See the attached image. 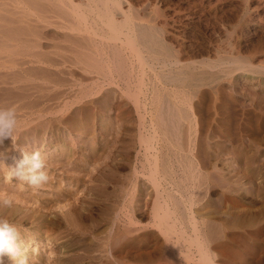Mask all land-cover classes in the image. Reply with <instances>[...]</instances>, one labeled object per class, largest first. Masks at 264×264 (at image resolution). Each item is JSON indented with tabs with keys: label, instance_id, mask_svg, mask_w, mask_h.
Listing matches in <instances>:
<instances>
[{
	"label": "rangeland",
	"instance_id": "rangeland-1",
	"mask_svg": "<svg viewBox=\"0 0 264 264\" xmlns=\"http://www.w3.org/2000/svg\"><path fill=\"white\" fill-rule=\"evenodd\" d=\"M20 3L0 0V107H14L19 120L14 139L0 142V202L10 201L7 207H20L22 214L35 213L37 220L33 224L42 222L43 227L38 229L31 225L32 219L9 220L18 228L27 264H195L194 259L190 262L181 256L188 243H184V249L181 246L179 251L170 253L172 250L160 232L162 227L154 223L155 194L146 177L151 173L150 163L155 155L164 160L168 167L166 178H172L168 181L178 185L182 194L183 200L177 196L176 200H180L177 210L184 230L193 233L191 210L198 222L196 227L205 229L210 248L223 257L225 264H264V0H132L144 32L156 38L158 46L170 47L180 61H193L198 67L213 65L217 59L226 62L219 66L221 79L196 85L189 96L183 94V89L162 91L147 80L148 83L132 85L127 93L115 85L79 82L77 78L85 72L70 63L74 48L72 38L69 39L73 36L69 23L61 18L38 21L34 16L27 17ZM49 33L55 36L50 37ZM128 48L125 52L133 55ZM159 52L162 58V51ZM79 68L83 69L82 64ZM150 71L145 68L149 75ZM133 87L138 91L141 87L139 96ZM164 102H168L174 119L178 114L181 119L178 136L169 140L162 127H157L158 110ZM135 105L143 115L135 113ZM144 147L150 148L147 152L153 158ZM34 150L46 156L49 175L48 182L39 188L16 180L8 168L21 158L22 151ZM16 155L17 160L10 162ZM135 167L144 176L133 174ZM5 173L9 174L13 188L4 187ZM179 179L184 181L180 183ZM160 183L166 188V179ZM70 203L85 219L78 222L62 208ZM203 211H207L204 226L200 220ZM43 221L57 225L45 227ZM65 226L73 235L68 249L63 246L67 239ZM29 242L32 245L27 250ZM193 245L187 246L196 258ZM0 260L2 264H13L6 255Z\"/></svg>",
	"mask_w": 264,
	"mask_h": 264
},
{
	"label": "bare ground",
	"instance_id": "bare-ground-1",
	"mask_svg": "<svg viewBox=\"0 0 264 264\" xmlns=\"http://www.w3.org/2000/svg\"><path fill=\"white\" fill-rule=\"evenodd\" d=\"M7 1V0H6ZM22 4V8H23V13L29 17V16H34V18L38 21H45L46 19H52L54 18L56 20V18H61L65 21H67L71 27L70 33L73 32V36L70 37L69 35V39H71L74 51H73V61L70 63H72V66L78 70H82L85 72V75H81L79 78H77V80L79 82H84V83H90V84H100V85H115V87L119 88L122 92H129L130 91V87L132 85H137L143 83V81H149L150 84H155L156 86H160L162 91H179L181 89L183 94H188L187 96L191 95V93L194 91L196 85H200L203 83H210L213 81H218L219 79H221L219 76V66L221 65V63L223 64L225 61L222 60H215L213 62V65H208L207 63L205 65L202 64V66L198 67V65H194L193 61H180L179 59L176 58V53H174L172 51V49L168 46H158V42L157 39L148 35L146 32H144L143 30V24L142 21L140 20L139 16L140 13L137 9H135V6L132 4V0H20ZM17 5V3H16ZM15 5V6H16ZM7 6V5H6ZM10 6V5H9ZM12 6V4H11ZM14 6V4H13ZM5 19V18H4ZM7 19V18H6ZM10 19V18H9ZM9 19L7 20V22L9 21ZM61 19H59V21H62ZM52 22V21H51ZM12 23V22H11ZM45 23V22H44ZM42 23V24H44ZM57 23V22H56ZM60 23V22H59ZM159 24V23H158ZM41 25V24H40ZM63 25V24H62ZM166 25V24H165ZM37 26V25H36ZM52 26V25H50ZM64 26V25H63ZM18 27V26H17ZM16 27V28H17ZM40 28V27H39ZM53 28V27H52ZM43 29V28H42ZM49 29V28H48ZM55 29V28H54ZM59 29V28H58ZM32 30V29H31ZM41 30V28H40ZM63 31L65 30L64 28L62 29ZM34 31V30H33ZM31 31V32H33ZM57 31V30H56ZM59 31V30H58ZM153 31V30H152ZM254 31V30H253ZM38 32V31H37ZM50 32V31H49ZM39 33V32H38ZM44 33V32H43ZM61 33V32H59ZM24 34V33H23ZM26 34V33H25ZM35 34V31H34ZM45 34V33H44ZM43 34V35H44ZM48 34V32H47ZM51 33H49L48 36H55L54 34L50 35ZM12 35V34H10ZM28 35V34H27ZM40 35V33H39ZM38 35V36H39ZM162 35V34H161ZM14 36V35H12ZM12 36H10L12 38ZM30 36V35H29ZM41 36V35H40ZM47 36V35H46ZM60 36V35H59ZM58 36V37H59ZM63 36V35H62ZM67 36V35H66ZM8 37V35H7ZM42 37V36H41ZM45 37V36H44ZM53 37L51 39H53ZM18 38V37H17ZM57 38V37H55ZM35 39V38H33ZM49 39V38H48ZM29 40V39H28ZM32 40V39H30ZM47 40V39H46ZM56 40V39H55ZM58 40V39H57ZM36 41V40H35ZM50 41V40H47ZM61 41V40H60ZM67 41V40H66ZM16 42V41H14ZM47 43V42H46ZM49 43V42H48ZM162 43V42H161ZM40 44V43H39ZM10 45V44H9ZM14 45V44H13ZM25 46V45H24ZM38 47V45H35ZM41 46V45H40ZM129 47L128 51H130L131 48V52H133V55H129L125 52L126 47ZM179 46V45H178ZM33 47V46H32ZM47 47V46H46ZM58 47V46H56ZM180 47V46H179ZM12 48V47H11ZM61 48H66L65 46L61 47ZM28 49V48H27ZM38 49V48H37ZM47 49V48H46ZM54 49V48H53ZM56 49V48H55ZM67 49V48H66ZM57 50V49H56ZM63 50V49H62ZM65 50V49H64ZM162 51V58H159L158 54H161L159 51ZM36 51V50H35ZM72 53V50H70ZM127 51V52H128ZM236 51V50H235ZM238 51V49H237ZM29 52V51H28ZM59 52V51H58ZM62 52V51H61ZM46 53V52H44ZM67 54V53H66ZM27 55V54H26ZM201 55V54H199ZM202 55H204V53H202ZM30 56V55H29ZM65 56V55H64ZM68 56V55H67ZM190 56V55H189ZM211 56V55H210ZM242 56V55H241ZM70 57V56H69ZM184 57V56H183ZM192 57V56H191ZM195 57V56H193ZM212 57V56H211ZM233 57V56H232ZM179 58V57H178ZM189 58V57H188ZM27 59V58H26ZM53 60V58H51ZM50 59V60H51ZM64 59V58H62ZM66 59V58H65ZM64 59V60H65ZM197 59V57H196ZM203 59V58H202ZM205 59V57H204ZM228 59V58H227ZM45 59L43 58V61ZM199 60V57H198ZM208 60V59H207ZM260 60V59H259ZM29 61V60H28ZM60 61V60H57ZM66 61V60H65ZM69 61V60H68ZM227 63H230V61L226 60ZM206 62H210L211 61H206ZM24 63H27L24 62ZM38 63V62H37ZM142 63V64H139ZM205 63V62H204ZM226 63V62H225ZM252 63V62H251ZM250 63V64H251ZM255 63V62H253ZM21 64V63H19ZM23 64V62H22ZM21 64V65H22ZM80 64H82L83 69L79 68ZM232 64V62H231ZM249 64V63H247ZM35 65V64H34ZM23 66V65H22ZM45 66V65H44ZM144 66V67H143ZM222 66V65H221ZM261 66V65H260ZM12 67V66H11ZM42 67V66H41ZM72 68V67H71ZM70 68V69H71ZM145 68L147 70V68L149 69V71L151 72V75L147 74L145 72ZM5 69V68H4ZM43 69V68H42ZM55 69V68H54ZM7 70V69H6ZM38 69H36L37 72ZM52 70V69H50ZM73 70V69H72ZM9 71V70H8ZM17 71V70H16ZM3 73V72H2ZM42 73V72H41ZM223 73V72H222ZM235 73V72H234ZM21 74V73H20ZM36 74V73H35ZM38 74V73H37ZM9 75V74H7ZM14 75V74H13ZM23 75V74H21ZM28 75H33V74H28ZM149 75V76H148ZM2 76V75H1ZM15 76V75H14ZM18 76V75H16ZM6 77V76H5ZM11 78L13 79V77L11 76ZM15 78V77H14ZM23 78V77H22ZM8 79V78H7ZM1 80V79H0ZM15 80V79H14ZM77 81V82H78ZM146 81V82H147ZM145 82V83H146ZM148 83V82H147ZM82 86V84H81ZM98 86V85H97ZM141 86V85H139ZM148 86V85H147ZM106 87V86H105ZM110 87V86H109ZM144 88V85L142 86ZM185 87H187V89H184ZM100 88V86L98 87ZM108 88V87H107ZM111 88V87H110ZM113 88V87H112ZM134 88V87H133ZM139 88V87H138ZM147 88V87H146ZM103 89H105L103 87ZM136 91H138L137 88H134ZM141 89V87H140ZM140 89L138 92L134 93L133 95L136 94V96L138 95V93H140ZM107 89H105L106 91ZM113 91V89H111ZM25 91V90H24ZM102 91V90H101ZM108 91V90H107ZM117 91V90H116ZM120 91V92H121ZM192 91V92H191ZM109 92V91H108ZM104 93V92H103ZM112 93V92H111ZM132 93V92H131ZM158 93V92H157ZM33 94V93H32ZM116 96L117 93H115ZM122 94V93H120ZM144 94V93H143ZM180 94V93H178ZM202 94V93H201ZM28 95V94H27ZM114 95V94H112ZM142 94H140L141 96ZM146 95V94H145ZM172 95V94H171ZM124 97V94L122 95ZM139 96V95H138ZM128 96H126L125 99H127ZM142 97V96H141ZM158 97V96H157ZM170 97V96H169ZM251 97V96H250ZM114 98V97H112ZM139 98V97H138ZM150 98V97H149ZM185 98V97H183ZM131 99V98H130ZM133 99H135V96L133 97ZM132 99V100H133ZM170 99V98H169ZM188 99V98H187ZM66 101V100H65ZM68 101V100H67ZM73 101V100H72ZM137 101V100H136ZM147 101V100H146ZM14 102V101H13ZM37 102V101H36ZM59 102V100H58ZM129 102V100H128ZM131 102V101H130ZM152 102V101H151ZM38 103V102H37ZM64 103V101H63ZM70 103V101H69ZM133 104L134 101H132ZM168 103V102H167ZM167 103H163L160 104L159 107V115L157 118V127L160 126L162 127V132L163 134L167 137V139H173L175 137H177L178 135V127L179 124L181 122L180 119V114H178L177 119H174V116H172L171 112H170V106ZM143 103H141L142 105ZM158 104V102H157ZM185 104V103H183ZM27 105V104H26ZM33 105V104H32ZM71 105V104H70ZM145 105V104H144ZM179 105V104H178ZM15 106V105H14ZM34 106V105H33ZM110 106V105H109ZM136 106V112H139V106ZM187 106V105H186ZM190 106V105H189ZM188 107V106H187ZM46 107H44L45 110ZM49 108V107H48ZM67 109L66 107L63 106L62 109ZM131 108V107H130ZM144 110V107H142ZM147 108V107H146ZM60 109V108H59ZM81 109V107H80ZM129 109V108H128ZM190 109V107H189ZM48 110V109H47ZM157 110V109H156ZM174 110V109H173ZM58 110H56L57 112ZM48 112V111H47ZM59 112V111H58ZM65 112V111H64ZM80 112V111H79ZM132 112V110H131ZM147 112V111H146ZM152 112V111H151ZM17 113V112H16ZM49 113V112H48ZM82 113V112H81ZM140 113V112H139ZM145 113V111L143 112ZM175 113V111L173 112ZM32 114V113H31ZM41 114V112H40ZM52 114V112L50 113ZM58 114V113H57ZM56 114V115H57ZM62 114V113H61ZM142 114V113H140ZM138 114V115H140ZM149 114V113H148ZM176 114V113H175ZM30 115V114H29ZM33 115V114H32ZM36 115V114H35ZM34 115V116H35ZM37 115H39L37 113ZM45 115V114H44ZM43 115V116H44ZM47 115V114H46ZM45 115V116H46ZM55 115V114H53ZM52 115V117H53ZM90 115V114H89ZM143 115V114H142ZM157 115V114H156ZM155 115V116H156ZM21 116V115H20ZM33 116V117H34ZM51 116V115H49ZM137 116V115H136ZM141 116V115H140ZM139 116V117H140ZM146 116V115H145ZM151 116V115H150ZM32 117V116H31ZM29 116V118H31ZM41 117V115H40ZM153 117V116H152ZM42 118V117H41ZM40 118V119H41ZM93 118V117H92ZM142 118V116H141ZM151 118V117H148ZM39 119V118H38ZM140 119V118H139ZM143 119V118H142ZM73 120V119H72ZM114 120V118H113ZM112 120V121H113ZM141 120V119H140ZM139 120V121H140ZM155 120V119H154ZM24 121V119H23ZM110 121V120H109ZM138 121V118H137ZM142 121V120H141ZM34 122V121H33ZM71 122V121H70ZM144 122V121H143ZM29 123V122H28ZM27 123V125H28ZM112 123V122H111ZM150 123H153L152 121H150ZM31 124V121H30ZM137 124H141V123H137ZM144 124V123H142ZM24 125V124H23ZM124 125V124H123ZM26 126V125H25ZM24 126V127H25ZM141 126V125H140ZM152 126V125H150ZM138 127V126H137ZM143 127V126H141ZM154 127V126H152ZM118 128V127H117ZM139 128V127H138ZM119 129V128H118ZM117 129V130H118ZM129 129V128H128ZM144 129V128H142ZM116 130V129H114ZM149 130V129H148ZM158 130V129H157ZM138 131V130H137ZM150 131V130H149ZM92 132V130H91ZM111 132V131H110ZM142 130H139V133H141ZM218 132V131H217ZM93 133V132H92ZM220 133V132H219ZM96 134V133H95ZM147 133H145L144 135L146 136ZM152 134H155L152 131ZM83 135V134H82ZM142 135V134H141ZM140 135V136H141ZM149 135H151L149 133ZM157 135V134H156ZM95 135H93L94 137ZM155 136V135H154ZM150 137V136H149ZM148 137V138H149ZM180 137V136H179ZM92 138V137H91ZM115 138V137H114ZM139 138V137H138ZM152 140L153 138L150 137ZM142 136H141V141L142 140ZM157 139V137H156ZM113 140V139H112ZM154 140V139H153ZM80 141V140H79ZM115 141V140H114ZM112 141V142H114ZM145 143L147 142V140H144ZM167 141V140H166ZM155 142L157 143V141L155 140ZM143 143V142H142ZM153 143V142H152ZM54 144V143H53ZM176 144V143H174ZM149 145V144H148ZM152 145V144H151ZM157 146V145H155ZM149 147V146H148ZM160 147V146H158ZM100 148V147H99ZM157 148V147H156ZM150 150V148H148ZM147 148L144 150L145 152L149 151ZM61 150V149H60ZM143 150V152H144ZM165 150V149H164ZM172 150V149H171ZM174 150V149H173ZM55 151V150H54ZM96 151V150H95ZM73 153V152H72ZM97 153V152H96ZM95 153V154H96ZM139 153V152H138ZM53 154V153H52ZM74 154V153H73ZM145 154V153H144ZM144 154H143V159L144 158ZM148 154V152H147ZM150 157H152L151 153ZM148 154V155H149ZM155 155V154H154ZM12 156V155H11ZM55 156V154H54ZM139 156V155H138ZM141 156V155H140ZM146 157V156H145ZM149 157V159H150ZM154 157V156H153ZM152 157V158H153ZM17 160V155L13 156L10 159V162ZM147 160V159H146ZM150 161V160H149ZM152 161V160H151ZM141 162V161H140ZM2 163V162H1ZM56 163V162H54ZM136 163H138L136 161ZM143 163V162H142ZM141 163V164H142ZM146 163V162H145ZM5 164V163H4ZM9 164V163H8ZM150 171L151 173H147L149 176L146 177L147 180H150L149 183L152 184L153 186V191L155 194V201L152 205H154L153 208V219H154V223L155 225L160 228L162 227V230L160 231L162 236L165 238L166 242H167V246H169L172 250L173 253L174 251H179V248L181 246H183L182 248L184 249L185 247V242H187L188 244H186V249H182L184 252L182 253L184 259H188L190 262L191 260H195V264H208V256L209 253H211L213 255L215 264H225L223 262V257L220 254H216L212 251V249L210 248L209 242H208V238H207V233L205 231V229H202L201 226L199 228L196 227V222L194 215L192 213V211L190 210L191 208H188L189 211V220L191 223V231L193 232L192 234H188L185 230L184 227L182 225V218L180 216V212L177 210V201H180L182 199V194L179 191L178 185L177 187L175 186V184H173L171 181H173L172 178L167 179V172L166 170H168L167 165L164 163V160L158 158V156L155 155L153 163H150ZM3 165V163L1 164ZM149 165V163L147 164ZM189 165V164H187ZM206 166V165H205ZM149 167V166H148ZM2 168V167H1ZM143 168V167H142ZM145 168V167H144ZM200 169V168H199ZM170 170V168H169ZM1 171V170H0ZM140 171V170H139ZM145 172V170H143ZM202 171V170H201ZM6 172V171H5ZM8 172V171H7ZM133 174H138V170L135 167L133 169ZM162 172V174H161ZM195 172V171H194ZM198 172V171H197ZM232 173V172H231ZM180 174V173H179ZM196 174V173H195ZM198 174V173H197ZM196 174V175H197ZM238 174V173H237ZM5 178L2 180L4 187L5 186H10L13 184L12 180L9 176L8 173H5ZM140 175V174H138ZM137 175V176H138ZM143 175V173L141 174ZM140 175V176H141ZM144 176V175H143ZM195 176V175H194ZM199 176V175H198ZM191 177V176H190ZM137 178V177H136ZM144 178V177H143ZM145 178V179H146ZM2 179V177H1ZM167 182L166 188H164V186L161 185L160 181L161 180H165ZM238 179V178H237ZM171 180V181H168ZM178 180V179H177ZM182 183L184 181V179H179ZM191 180V179H190ZM196 179H194L195 181ZM218 180V179H217ZM224 180V177H223ZM214 181V180H213ZM219 181L220 178H219ZM249 181V180H248ZM197 182V181H196ZM12 183V184H11ZM165 183V182H164ZM179 183V184H180ZM225 183V182H223ZM222 183V184H223ZM135 184V183H134ZM193 184V183H192ZM191 184V185H192ZM221 183L220 185L223 186ZM182 185V184H180ZM194 185V184H193ZM227 184H225L224 186H226ZM230 185V184H229ZM234 185V184H232ZM2 186V185H1ZM15 186V185H14ZM20 186V185H18ZM219 186V184H218ZM3 187V188H4ZM17 187V186H16ZM15 187V188H16ZM42 187V186H41ZM132 187V186H131ZM210 187V186H209ZM235 187V186H234ZM13 188V187H11ZM23 187L20 186V189H22ZM194 188V187H193ZM206 188V187H205ZM211 188V187H210ZM237 188V187H236ZM17 189V188H16ZM15 189V191H16ZM132 189V188H131ZM135 189V188H134ZM204 189V188H203ZM223 189V188H221ZM23 190V189H22ZM206 190V189H205ZM13 191V190H12ZM25 191V190H24ZM23 191V192H24ZM75 191V190H74ZM79 191V190H78ZM130 191V190H129ZM128 191V192H129ZM200 191V189H199ZM127 192V193H128ZM204 192V191H202ZM208 192V191H207ZM226 192V191H224ZM223 192V193H224ZM76 193V192H75ZM187 193V192H186ZM191 193V192H190ZM189 193V194H190ZM205 193V192H204ZM22 196L24 195L25 197V193H21ZM20 194V195H21ZM58 194V192H57ZM54 194V195H57ZM71 194V192H70ZM214 194V193H213ZM68 195V194H67ZM27 196V194H26ZM37 196V194H36ZM61 196V195H60ZM129 196V195H128ZM176 196L180 197V200H176ZM2 197V196H1ZM30 197V196H29ZM63 197V196H62ZM69 197V196H68ZM201 197H204L203 195ZM4 198V197H3ZM6 198V197H5ZM74 198V197H73ZM205 198V197H204ZM30 199V198H29ZM62 199V198H61ZM67 199V198H66ZM76 199V198H75ZM79 199V198H78ZM202 199V198H200ZM11 200V199H10ZM31 200V199H30ZM154 200V199H153ZM183 200V199H182ZM8 201V200H7ZM69 201V200H68ZM115 201V200H113ZM203 201V200H202ZM201 201V202H202ZM206 201V200H205ZM13 202V201H12ZM80 202V201H79ZM83 203V202H82ZM114 203V202H113ZM130 203V202H129ZM180 203V202H179ZM190 203V201L188 202ZM13 204V203H12ZM50 204V203H49ZM70 203L69 205L66 206H62V208L64 207L65 211L67 213H69L70 215H74V219L76 221H80L83 217V213L81 214L79 212V210H77L72 204ZM133 204V203H132ZM223 204V203H222ZM36 205V203H35ZM86 205V204H85ZM84 205V206H85ZM120 205V204H119ZM123 205V204H122ZM33 206V205H32ZM47 206V205H46ZM83 206V205H82ZM182 209L184 207V205L182 204ZM206 206V205H205ZM203 207V210L206 207ZM34 207V206H33ZM32 207V208H33ZM86 208V207H85ZM127 208V207H126ZM80 209V208H79ZM123 208H121L120 210H122ZM180 209V208H179ZM228 209V208H227ZM20 207H18V209H9V207H7V205H4L2 202H0V217L3 218H8V220L14 221V222H22V220L25 219H32L31 220V225H37L36 227H38V229L41 226L42 222H35L37 224H33L34 221L37 220V218L35 217V213L32 212V214H22L23 211H19ZM27 210V209H26ZM118 210V209H117ZM125 210V209H124ZM186 210V209H185ZM36 211L35 207L34 210ZM150 211H152L150 209ZM201 211V210H200ZM110 212V211H109ZM114 212V211H113ZM186 211H184L185 213ZM210 213V212H208ZM212 213V212H211ZM108 214V211H107ZM114 214H118V213H114ZM218 214V213H217ZM232 214V213H231ZM64 215V214H63ZM122 215V214H121ZM207 215V211H203V213L200 214V216H202V218L200 219L202 222V226H204V219L205 216ZM108 216V215H107ZM110 216V214H109ZM116 216V215H115ZM124 216V215H123ZM127 216L130 217L129 214H127ZM224 216V214H223ZM236 216V215H235ZM66 217V216H65ZM117 217V216H116ZM122 217V216H121ZM196 217V215H195ZM198 217V216H197ZM60 218V217H59ZM84 218V217H83ZM113 218V217H112ZM126 218V216H125ZM224 218V217H223ZM226 218V217H225ZM58 220V218H56ZM66 222L67 225H69L68 219L69 217L66 218ZM85 219V218H84ZM83 219V220H84ZM228 220V219H227ZM226 220V221H227ZM230 220V219H229ZM70 221V220H69ZM116 221V220H115ZM225 221V222H226ZM74 222V221H73ZM77 222V223H78ZM128 222L130 224H134L135 222L132 220V218H128ZM134 222V223H132ZM209 222V221H208ZM43 223L46 225L45 227H48V225H57L54 222L51 221H43ZM58 223V222H57ZM81 223V222H80ZM117 223V222H116ZM120 223V222H119ZM61 224V223H60ZM72 224V223H71ZM70 224V225H71ZM114 224V223H113ZM200 224V223H199ZM209 224V223H208ZM211 224V223H210ZM80 224H78L79 226ZM214 225V224H213ZM219 225V224H218ZM72 226V225H71ZM91 226V225H90ZM198 226V225H197ZM96 227V226H95ZM99 227V226H98ZM208 227V226H207ZM228 227V226H227ZM242 227V226H241ZM62 228V227H61ZM66 228V232H65V236L66 237V241L64 242V247L65 248H70V243H71V239H72V232L68 233V231H70V228L67 226H65ZM83 228V227H82ZM212 228V227H211ZM215 228V227H214ZM220 228V227H219ZM231 228V227H230ZM75 229V227H74ZM208 229V228H207ZM210 229V228H209ZM57 230V229H56ZM86 230V229H85ZM160 230V229H159ZM87 231V230H86ZM112 231V229H111ZM213 231V230H212ZM211 231V232H212ZM229 231V230H228ZM232 231V230H231ZM235 231V230H234ZM234 231H232L234 233ZM210 232V233H211ZM222 232V231H221ZM230 232V233H232ZM46 233V232H45ZM49 232H47L46 235H48ZM87 233V232H86ZM114 233V232H113ZM118 233V232H117ZM164 233V235H163ZM224 233V232H223ZM249 232H246V234ZM245 234V233H244ZM245 234V235H246ZM45 235V236H46ZM114 235V234H113ZM211 235V234H210ZM228 235V234H227ZM240 235V234H239ZM248 235V234H247ZM84 236V234H83ZM222 236V235H221ZM225 236V235H224ZM223 236V237H224ZM232 236V235H231ZM251 236H253L251 234ZM53 237V236H52ZM110 237V236H109ZM216 237V236H215ZM228 237V236H226ZM244 237V236H243ZM249 237V235H248ZM218 238V237H217ZM229 238V237H228ZM227 238V239H228ZM56 239V238H55ZM226 239V238H225ZM224 239V240H225ZM216 240V239H215ZM231 241H233L232 239H230ZM251 240V239H250ZM25 241V240H24ZM223 241V240H222ZM228 241V240H227ZM226 241V242H227ZM216 242V241H215ZM234 242V241H233ZM245 242V241H244ZM36 243V242H35ZM42 243V242H41ZM45 243V242H44ZM51 243V242H50ZM185 243V244H184ZM225 243V242H223ZM236 243V242H235ZM238 243V242H237ZM236 243V244H237ZM241 243V242H240ZM194 244L196 247V250L194 253H196V258H194V254L190 253L189 250V246L187 245H191ZM215 244V243H214ZM229 244V243H228ZM233 244V243H232ZM32 245L31 242L27 243V250L29 249L28 247ZM40 245V244H39ZM38 245V246H39ZM193 245V246H194ZM225 245V244H224ZM239 245V244H238ZM26 246V245H25ZM23 246V247H25ZM36 246V244H35ZM43 246V245H42ZM50 246V245H49ZM212 246V245H211ZM223 246V245H221ZM235 246V244H234ZM246 246V244H245ZM53 247V246H52ZM58 247V246H57ZM219 247V246H218ZM240 247V246H239ZM166 248V247H165ZM193 248V247H191ZM220 248V247H219ZM218 248V249H219ZM53 249V248H52ZM181 249V248H180ZM167 250V249H166ZM165 250V251H166ZM236 249H234L233 251H235ZM55 251V250H54ZM170 251V250H168ZM220 251V250H219ZM227 251V250H226ZM230 251V250H229ZM247 251V250H246ZM65 252V251H64ZM68 253V251H67ZM169 252H167L168 254ZM169 253V255H170ZM177 255V252H175ZM221 253V252H220ZM239 254V252H236ZM247 253V252H245ZM222 255L224 254V252L221 253ZM228 254V253H227ZM234 254V253H233ZM252 254V253H251ZM179 255V254H178ZM177 255V256H178ZM225 255V254H224ZM232 255V254H231ZM249 255V254H248ZM239 256V255H238ZM173 257V256H172ZM176 257V256H174ZM173 257V258H174ZM230 257V256H229ZM254 257V256H253ZM181 258V257H180ZM257 258V257H256ZM74 260V259H73ZM177 260V259H176ZM182 260V259H181ZM233 260V259H232ZM238 260V259H237ZM185 261V260H184ZM182 261V262H184ZM228 261V260H227ZM232 262V261H230ZM180 263V262H179ZM187 263V262H186ZM183 264V263H182ZM233 264V263H232Z\"/></svg>",
	"mask_w": 264,
	"mask_h": 264
},
{
	"label": "clouds",
	"instance_id": "clouds-1",
	"mask_svg": "<svg viewBox=\"0 0 264 264\" xmlns=\"http://www.w3.org/2000/svg\"><path fill=\"white\" fill-rule=\"evenodd\" d=\"M19 131V120L14 107H0V142L5 138L14 139ZM46 156L40 150L31 153L22 151L21 158L8 167L11 175L18 181L39 188L49 180L45 169ZM4 205L10 201L4 200ZM8 256L13 264H27L24 249L21 248L20 233L17 226L8 219L0 217V257ZM2 264V260H0ZM208 264H215L213 255L209 253Z\"/></svg>",
	"mask_w": 264,
	"mask_h": 264
}]
</instances>
